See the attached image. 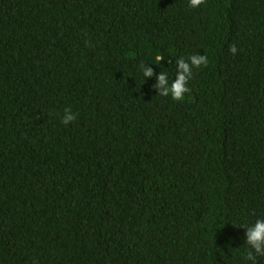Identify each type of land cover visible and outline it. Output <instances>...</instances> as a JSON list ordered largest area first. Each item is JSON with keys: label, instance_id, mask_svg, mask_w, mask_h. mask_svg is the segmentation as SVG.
<instances>
[{"label": "trees", "instance_id": "obj_1", "mask_svg": "<svg viewBox=\"0 0 264 264\" xmlns=\"http://www.w3.org/2000/svg\"><path fill=\"white\" fill-rule=\"evenodd\" d=\"M260 218L264 0H0V264H264Z\"/></svg>", "mask_w": 264, "mask_h": 264}, {"label": "clouds", "instance_id": "obj_2", "mask_svg": "<svg viewBox=\"0 0 264 264\" xmlns=\"http://www.w3.org/2000/svg\"><path fill=\"white\" fill-rule=\"evenodd\" d=\"M205 3V0H189V5L192 8H198L201 4ZM230 51L236 54L238 49L235 45L230 47ZM164 59L162 55L155 56V64H160ZM208 58L206 55H190L185 58L177 59V69L175 71L174 78L167 76L165 73H161L157 79V88L161 89V95L171 96L174 101H183L189 99L186 94L190 92L188 83L191 81L193 76V69L200 68L201 65L207 66ZM154 73L151 69H147L143 72V77L152 76ZM77 119L70 109H65L62 122L68 125L70 122ZM247 243L250 244L256 253L264 254V218L257 219L255 223L246 229ZM247 259L255 264L254 256L249 254Z\"/></svg>", "mask_w": 264, "mask_h": 264}]
</instances>
